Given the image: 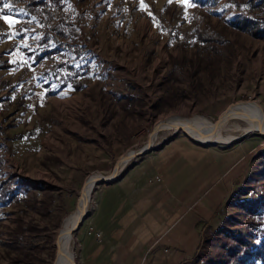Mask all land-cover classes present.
<instances>
[{
  "label": "rangeland",
  "instance_id": "rangeland-1",
  "mask_svg": "<svg viewBox=\"0 0 264 264\" xmlns=\"http://www.w3.org/2000/svg\"><path fill=\"white\" fill-rule=\"evenodd\" d=\"M66 2L78 54L64 48L45 56L43 32L24 3L0 8V189L7 183L0 192V264H53L61 225L77 210L86 180L100 175L106 181L94 186L73 232L71 250L80 264L101 191L177 142L204 153L205 192L221 191L202 214L189 256L178 264H222L193 259L205 233L240 225L263 245L246 264H261L264 135L240 132L227 144L203 145L181 130L161 128L146 146L154 125L171 115L216 121L242 101L264 111V0ZM61 63L76 72L66 83L60 77L66 69L55 67ZM144 149L105 179L125 154ZM154 238L129 252L130 264H169L180 252L177 244L161 243L167 234Z\"/></svg>",
  "mask_w": 264,
  "mask_h": 264
},
{
  "label": "crops",
  "instance_id": "crops-1",
  "mask_svg": "<svg viewBox=\"0 0 264 264\" xmlns=\"http://www.w3.org/2000/svg\"><path fill=\"white\" fill-rule=\"evenodd\" d=\"M203 163V152L177 142L154 151L104 188L82 244L80 264H130V253L166 234L170 239L160 242L180 248L169 264L184 262L202 214L221 193L205 192ZM158 219L163 220L160 226Z\"/></svg>",
  "mask_w": 264,
  "mask_h": 264
},
{
  "label": "trees",
  "instance_id": "trees-1",
  "mask_svg": "<svg viewBox=\"0 0 264 264\" xmlns=\"http://www.w3.org/2000/svg\"><path fill=\"white\" fill-rule=\"evenodd\" d=\"M6 3L12 6L24 3V11L40 25L43 32L40 44L45 45L43 48L45 56L60 53L61 49L64 48L75 54L79 53L80 48L76 44L78 31L75 25L73 12L69 9L66 0H0V8ZM247 23L248 22L245 21L244 26H246ZM51 42L55 45L53 48H50L51 46L49 43ZM55 67H64L66 69V75L60 74L64 83L67 82V78L73 79L74 76H76L75 69L68 64H55ZM73 83L76 87H79L78 82L74 81ZM5 184L7 183L4 182L3 185ZM3 185L0 192L4 189ZM3 195V193H0V199ZM251 231L252 230H248L246 225H240L234 227L232 230L222 231L218 229L212 231L210 234L205 233L202 244L195 254L193 262L246 264L252 252H257L256 255L259 257L260 250L263 247V245L254 242L256 236H253V232ZM222 233L226 235L225 239L221 238ZM210 235H212V237ZM224 251H226V255L222 258L220 254ZM259 261H261L262 264V262H264V256H262ZM248 264L255 263L251 261Z\"/></svg>",
  "mask_w": 264,
  "mask_h": 264
},
{
  "label": "bare ground",
  "instance_id": "bare-ground-1",
  "mask_svg": "<svg viewBox=\"0 0 264 264\" xmlns=\"http://www.w3.org/2000/svg\"><path fill=\"white\" fill-rule=\"evenodd\" d=\"M161 128L181 130L191 140L203 145L227 144L233 139L234 133L241 132L245 134L256 131L264 135V111L256 102L242 101L230 105L221 113L216 121H210V119L208 120L200 116L185 119L180 116L171 115L162 118L154 125L150 133L149 144L146 146L147 148L152 145L156 132ZM145 151L144 149L138 153L129 152L127 155L125 154L119 160L113 173L105 177V179L111 181L129 159ZM102 179H104V176L97 175L91 176L86 180L79 198L77 210L64 220L57 233L55 239L56 254L53 264H75L74 255L71 250L73 232L82 222L83 215L86 212V204L94 186Z\"/></svg>",
  "mask_w": 264,
  "mask_h": 264
},
{
  "label": "water",
  "instance_id": "water-1",
  "mask_svg": "<svg viewBox=\"0 0 264 264\" xmlns=\"http://www.w3.org/2000/svg\"><path fill=\"white\" fill-rule=\"evenodd\" d=\"M101 181H106V180H101ZM101 181H100V182H101ZM82 221H83V220H82Z\"/></svg>",
  "mask_w": 264,
  "mask_h": 264
}]
</instances>
